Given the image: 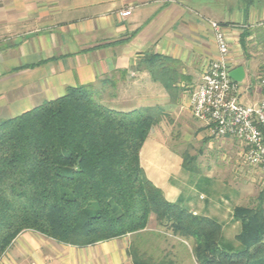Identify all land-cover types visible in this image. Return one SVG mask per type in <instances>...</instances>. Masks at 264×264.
<instances>
[{
  "label": "crops",
  "instance_id": "1",
  "mask_svg": "<svg viewBox=\"0 0 264 264\" xmlns=\"http://www.w3.org/2000/svg\"><path fill=\"white\" fill-rule=\"evenodd\" d=\"M125 11L130 14L121 17ZM212 23L227 39L229 70L244 69L245 105L259 102L264 97L257 80L262 71L250 56L248 42L264 35L256 34L258 28L264 29V0H0V121L79 86H92L101 102L118 110L159 106L163 120L140 150L144 174L169 202L215 219L214 199L201 206L198 201L204 192L198 182L210 180L198 171L184 170L181 155L152 138L166 125L188 117L209 136L192 117L189 98L201 83L205 66L218 58ZM246 32L244 47L240 38ZM149 54L174 61L179 75L174 92L165 91L141 67ZM212 140L224 148L233 141ZM166 148L169 152L158 154ZM27 233L33 232H22L0 264H53L55 256L54 264H92L100 259L99 252L94 254L99 245L125 239L84 248L44 239L25 250Z\"/></svg>",
  "mask_w": 264,
  "mask_h": 264
},
{
  "label": "trees",
  "instance_id": "2",
  "mask_svg": "<svg viewBox=\"0 0 264 264\" xmlns=\"http://www.w3.org/2000/svg\"><path fill=\"white\" fill-rule=\"evenodd\" d=\"M248 36L241 35L244 47ZM140 65L165 91L176 90L174 61L149 54ZM162 120L159 106L117 110L92 86H79L0 121V258L24 231L84 248L139 236L154 217L157 226L191 241L194 264H264V192L257 206L233 208L240 231L237 246H226L217 220L169 202L147 179L140 150ZM192 160L185 156L183 168L196 173ZM137 245L127 250L132 264H175Z\"/></svg>",
  "mask_w": 264,
  "mask_h": 264
},
{
  "label": "rangeland",
  "instance_id": "3",
  "mask_svg": "<svg viewBox=\"0 0 264 264\" xmlns=\"http://www.w3.org/2000/svg\"><path fill=\"white\" fill-rule=\"evenodd\" d=\"M263 32L262 28L256 30V34ZM248 43L250 46L248 48L251 49L250 56L254 57L259 67L262 66L264 69V35L257 37L256 41L252 39ZM260 77H264V70ZM245 83L246 80L239 84V103L244 105L248 96L243 91ZM189 121L194 122L192 118L188 117L177 120L174 125H166L152 138L180 154L182 160L185 156L194 157V161H190V167L195 168L201 177L205 176L210 180L209 183L198 182L199 189L204 191L198 200L199 206L204 205L206 201L210 203L214 199L213 202L216 205L211 215L224 226L221 244L237 246L233 239L238 234L240 225L232 219L233 208L236 206L255 207L259 204L258 196L264 192V174L259 168L251 167L244 162L243 157L239 154L241 147L237 142L232 141L228 148H224L219 143L216 144L218 141L212 140L205 133L202 134L201 132L204 130L202 127L196 129ZM208 141H213V144L209 145ZM168 150L169 148H166L158 154H165V152H169ZM206 196H209L208 199ZM261 204L264 207V198ZM24 239L27 244L25 250H28L32 243L44 242L43 240L47 238L33 232L27 233ZM133 242L138 243L137 249L140 252L155 260L169 258L175 264H194L191 255V241L174 237L170 231L157 226L154 217L150 218L146 231L141 235H128L122 241L99 245L100 247L95 249L94 254L97 255L99 252L100 259L96 261V257L92 264H132L127 250ZM52 261L57 263L58 257L55 256ZM54 262L52 263L54 264Z\"/></svg>",
  "mask_w": 264,
  "mask_h": 264
},
{
  "label": "built area",
  "instance_id": "4",
  "mask_svg": "<svg viewBox=\"0 0 264 264\" xmlns=\"http://www.w3.org/2000/svg\"><path fill=\"white\" fill-rule=\"evenodd\" d=\"M129 14L130 11H125L120 16ZM211 26L216 30L218 58L205 66L201 83L190 95L191 115L208 130L211 138L237 142L244 162L264 174V97L255 104L239 103V84L228 76L227 39L217 24ZM257 80L264 89V77L258 76Z\"/></svg>",
  "mask_w": 264,
  "mask_h": 264
},
{
  "label": "water",
  "instance_id": "5",
  "mask_svg": "<svg viewBox=\"0 0 264 264\" xmlns=\"http://www.w3.org/2000/svg\"><path fill=\"white\" fill-rule=\"evenodd\" d=\"M229 78H231L234 82L241 84L244 80L245 73L243 67H238L229 71L228 73Z\"/></svg>",
  "mask_w": 264,
  "mask_h": 264
}]
</instances>
